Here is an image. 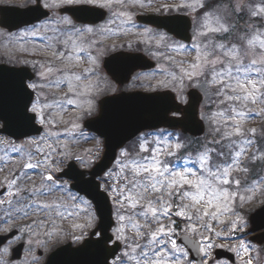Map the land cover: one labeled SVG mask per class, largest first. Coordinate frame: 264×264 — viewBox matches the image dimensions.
Here are the masks:
<instances>
[{"label": "snow or ice", "instance_id": "snow-or-ice-1", "mask_svg": "<svg viewBox=\"0 0 264 264\" xmlns=\"http://www.w3.org/2000/svg\"><path fill=\"white\" fill-rule=\"evenodd\" d=\"M137 7L144 0H0V36L32 48L0 74V264L20 249L21 264H40L39 250L68 237L87 257L75 264H237L216 249L264 260L245 239L247 206L264 197V123L243 125L264 120V0H164L153 11L169 15L136 46H111L155 61L164 78L147 83L130 57L102 61L99 39L137 28ZM125 82L159 94L127 103ZM187 89L204 101L198 112ZM190 116L207 126L203 139L170 130ZM80 141L95 142L87 157L71 150Z\"/></svg>", "mask_w": 264, "mask_h": 264}, {"label": "water", "instance_id": "water-1", "mask_svg": "<svg viewBox=\"0 0 264 264\" xmlns=\"http://www.w3.org/2000/svg\"><path fill=\"white\" fill-rule=\"evenodd\" d=\"M8 15L15 16L16 13H7ZM0 15H4V13H0ZM171 15H180L181 17H185L186 15L182 14H171ZM163 16H168V15H163ZM162 18V15H154V14H137L136 19L137 21L143 22V23H149L152 24L151 22L153 20H157ZM21 19H32V14L25 15L21 17ZM153 25V24H152ZM190 34V33H188ZM113 56H120V57H130L127 62L128 64L133 67L135 70L137 69H146L152 67L154 64L150 62L145 56H143L140 53H125V52H117L114 54L109 55L105 59H108ZM15 69L16 71H19L22 67H13V66H8L5 64H0V74L3 73V69ZM29 74H31V70L27 69ZM126 83V82H125ZM125 95L133 97V99L126 101L127 103L130 104H147L149 102L144 101L142 98L146 96H154L158 95L159 93H145L141 91H133V92H124ZM187 93H195L194 89H189ZM169 95H172L169 93ZM188 95V94H187ZM112 95L105 96L103 98L99 99V103L104 100H111ZM201 101L200 95L198 93L196 94H191L188 95V102L190 105H193L195 109L198 112V106L199 102ZM187 105H180V107L183 109ZM175 129H180L183 133L190 134L192 136H199L203 133L204 126L203 123L199 121L198 116H190L189 119L184 120L182 125L176 127ZM264 207V204L257 208L253 213L249 215V222H250V231H258L260 229L264 228V211L261 212V208ZM261 237H264V230L251 236L250 239L252 241H256L257 243L261 244L262 242L260 241ZM78 245L75 247L72 246L70 243L61 245L57 247L55 250H53L47 258V261L45 264H75L76 261L86 259V256H74L73 250L77 248ZM61 249H65V251H61ZM215 255H217L219 258H227L229 256H233L232 253L228 252L225 249H216L214 252ZM192 255H195V253H192Z\"/></svg>", "mask_w": 264, "mask_h": 264}, {"label": "rangeland", "instance_id": "rangeland-1", "mask_svg": "<svg viewBox=\"0 0 264 264\" xmlns=\"http://www.w3.org/2000/svg\"><path fill=\"white\" fill-rule=\"evenodd\" d=\"M10 2L11 3L22 4L23 0H10ZM162 2H164V0H144V3L146 5V7L145 8L137 7L136 9H139V10L147 9V10H143V11H147V12L151 11L152 12L153 9L159 7ZM174 2L177 3V4L190 3L191 0H174ZM149 3H151V7H147V5ZM136 9L134 10L135 14L138 11ZM136 24H137V28L131 29L130 31H120V30H118V29H116L114 27L112 32L106 33L103 37H99V39L102 40L103 44L107 46L106 49L104 50V53H103V56H102V61H103V59L106 56H108L113 51V49L114 50L120 49V48H112L111 46L113 44H122V43H129L130 42L134 46L137 45V41H138V35L137 34H138V32H142L143 28L146 27V26L138 24V23H136ZM140 38L141 39H145V40L148 39V37H140ZM22 47H28L29 51L32 50L30 45L22 46L20 44H16L15 42H10L9 39L6 38V35L5 36H0V57L3 58V59H0V62H2V61L5 62L6 59L9 58V57L14 58L16 55H20ZM139 47L141 49H143L145 47V45L141 44V45H139ZM124 50H129V49L124 48ZM25 58H31V57H27V56L21 55V59H25ZM183 58H184L183 56H180V55L177 56V59H183ZM188 59H190V57H188ZM7 64H11V63H7ZM15 65H21V64H15ZM86 66L87 65H81L80 67H86ZM139 73H142V74H144L146 76V81H145L146 83L148 82V80H151L152 82H155V80L164 78L163 76H160L158 74L153 76V74L155 73V69L152 70V71L139 72ZM124 88L125 89H130V88L131 89H145V88H133L130 83L126 84L124 86ZM51 91L56 93L57 95H62V92L59 89H52ZM105 94H107V93H102V94L98 95L96 97V100H97V98H100L101 96H103ZM72 115H74V113L71 110H69V112L67 114H63V118L65 120H69V119H71ZM261 123H264V120H262L260 118H257L255 120H246V121L243 122V125L246 128H252V127H258ZM206 131H207V126H206ZM203 138H204V135L202 137H200V139H203ZM94 144H95L94 141H80V142L72 145L71 146V150L73 152L80 153V154L84 155L85 157H87V149L93 148ZM172 159H175V158H172ZM14 166H15L14 164H10L7 167L11 168V167H14ZM6 175H7V170L0 171V180H2L3 177L6 176ZM33 179H37V178L34 177ZM59 195H60L59 193H56V194H54L53 198H55L56 196H59ZM257 197L258 198L255 200L254 203H251V204H249L247 206V209L252 210L253 208H256V207H258L259 205L262 204V201H264V197H261L259 195V193H257ZM245 219L248 221L247 215L245 216ZM73 222H81V221L65 220V221H63L61 223V226L64 227V228H68V227H70V225ZM248 226H249V223H248ZM205 235H207V233H205ZM248 235L245 237V239H248ZM194 238L199 239V236H195ZM67 240H71V238L68 237L66 239H61L60 243H63L64 241H67ZM253 245L256 248L264 247V245L258 246V245L254 244V243H253ZM54 246L55 245L50 244L49 247L46 248V249L48 251H50V250H52V248H54ZM251 255L253 257H256L257 253L256 252H252ZM262 256H264V254H262ZM236 258L238 259L237 264H239V257H236ZM254 264H258V262L256 260H254ZM260 264H264V260H262L260 262Z\"/></svg>", "mask_w": 264, "mask_h": 264}, {"label": "flooded vegetation", "instance_id": "flooded-vegetation-1", "mask_svg": "<svg viewBox=\"0 0 264 264\" xmlns=\"http://www.w3.org/2000/svg\"><path fill=\"white\" fill-rule=\"evenodd\" d=\"M142 72H148V71H142ZM116 87H118L122 91L128 90V89H125L124 86H120L119 87V85H117ZM108 93H111V92H108ZM186 94H187V90H186ZM186 98H187V96H186ZM39 252H42V255H39V262H40V264H43L44 261L46 260V257H47V254H48V250L47 249H41V250H39ZM39 252H38V254H39ZM17 255H18L19 258L14 261V264H21V262L24 261L25 258H26L25 249H20V251H19V253ZM29 260H30V258H29Z\"/></svg>", "mask_w": 264, "mask_h": 264}]
</instances>
